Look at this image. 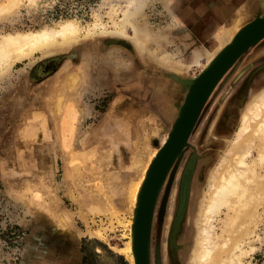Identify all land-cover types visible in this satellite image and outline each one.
Instances as JSON below:
<instances>
[{"label":"rangeland","instance_id":"rangeland-1","mask_svg":"<svg viewBox=\"0 0 264 264\" xmlns=\"http://www.w3.org/2000/svg\"><path fill=\"white\" fill-rule=\"evenodd\" d=\"M252 7L247 0H0V36L65 20L79 27L78 39L58 40L0 71V264H133L131 188L186 95L174 73L197 75L236 19L254 17ZM263 61L264 38L208 98L158 194L152 264L158 253L161 264H197L189 256L207 176L241 111L264 88ZM184 178L189 210L172 237ZM258 207L241 243L244 264H264V203ZM228 213L223 207L215 221L220 233Z\"/></svg>","mask_w":264,"mask_h":264},{"label":"bare ground","instance_id":"bare-ground-1","mask_svg":"<svg viewBox=\"0 0 264 264\" xmlns=\"http://www.w3.org/2000/svg\"><path fill=\"white\" fill-rule=\"evenodd\" d=\"M136 10L137 8L129 11L128 16L133 15L134 13H131L136 12ZM262 13L264 11L259 10L254 16ZM250 20L243 22L241 17L237 18L232 30L220 37L217 47L211 52L209 60L202 68L229 46ZM102 31L106 32L109 30L103 29ZM78 33L79 27L72 20L61 21L58 26L43 27L38 30L4 33L0 36V71L6 66H10L16 60L32 56L38 50H49L47 47H51L58 40L61 42H72L78 39ZM110 40L115 41L117 39L111 38ZM120 41L125 42V40ZM176 70L181 71L180 69ZM174 74L176 78L177 76L182 77L180 74ZM240 116V125L231 138V142L225 153L226 155L224 154L220 158L217 165L214 166V170L207 176V188L201 197L197 214V230L194 234L195 243L191 247L189 256L194 258L197 264H244L241 259L244 252L241 243L245 237L252 234L253 226L251 224L254 222L253 218L257 216L258 206L264 203V88L256 94L244 111H241ZM166 139L163 144L166 142ZM254 149H257V154L253 157ZM159 150L160 148L152 155L144 173L131 188L133 195V216L130 222V238L127 251L133 264H137L136 250L134 249L135 213L140 202L142 190L144 189L143 184L146 175ZM181 156L182 152L169 169L167 168L168 171L166 169V174L164 173L165 176H163L165 178L164 181L171 171L174 173L177 170V164ZM164 165L165 160L156 168L153 176L155 179H157L156 176L158 177ZM188 182V179L184 178L180 210L178 211L179 215L176 217L173 225L172 237L178 232L184 209L186 208L187 212L189 210L190 194ZM154 187L155 182H150L146 191L148 198H146V203L144 202L145 212L147 211V201H149ZM223 207H226L232 213L227 214L223 223V232L220 233L216 228L215 221ZM153 216L154 212L151 218L150 241ZM185 235L184 238L186 239ZM184 244L183 242L182 246ZM176 246L177 249L181 247L180 241L176 242ZM165 253L163 254L165 255ZM155 264H161L159 253L156 256Z\"/></svg>","mask_w":264,"mask_h":264},{"label":"water","instance_id":"water-1","mask_svg":"<svg viewBox=\"0 0 264 264\" xmlns=\"http://www.w3.org/2000/svg\"><path fill=\"white\" fill-rule=\"evenodd\" d=\"M263 38L264 13L257 14L247 22L235 40L216 55L197 75L178 77L181 83L187 88V92L183 102L179 106L178 115L172 124L166 142L164 144L162 143L158 154L150 165L143 184L144 189L140 196V202L135 213L134 249L136 250L137 264H152L150 257L151 218L158 194L165 179L163 176H165L166 169H169L171 164L182 152L208 98L221 78L244 52ZM120 43L126 44L123 42ZM164 160L165 165L163 169L161 168L158 177L156 176L157 179H155L153 177L155 170ZM152 181L155 182V187L149 197V201H147V211L145 212L144 202L146 203V198H148L146 191ZM143 219L145 220L143 221Z\"/></svg>","mask_w":264,"mask_h":264},{"label":"flooded vegetation","instance_id":"flooded-vegetation-1","mask_svg":"<svg viewBox=\"0 0 264 264\" xmlns=\"http://www.w3.org/2000/svg\"><path fill=\"white\" fill-rule=\"evenodd\" d=\"M242 1V0H241ZM248 2H250V4L253 6L252 7V13H254V11L255 12H257V11H259V10H264V0H247V3ZM193 6V5H192ZM224 13H225V11H226V8L225 7H223L222 9H221ZM220 11V10H219ZM218 11V14L219 15H221L220 14V12ZM264 65V61H263V63H262V66H260V67H264L263 66ZM260 67H258V68H260ZM255 70H256V68H254ZM253 69V72H252V74L254 73V70ZM251 73H250V75H248L247 76V78L245 79V85L246 86H248V85H250L251 84V81H253L252 79H250L251 78V75H252ZM197 122V121H196ZM182 155H183V153H182ZM182 157V156H181ZM192 158H194V157H192ZM191 158V159H192ZM191 159L187 162V164L185 165V168L187 167V165L189 164V162L191 161ZM180 160V159H179ZM180 162V161H179ZM194 163L196 164V160H195V158H194ZM179 164V163H178ZM177 164V165H178ZM196 167V166H195ZM185 168H184V170H185ZM170 174V176H173L172 174H174V173H172V171H171V173H169ZM182 179H183V173H182ZM181 183H182V180H181Z\"/></svg>","mask_w":264,"mask_h":264},{"label":"crops","instance_id":"crops-1","mask_svg":"<svg viewBox=\"0 0 264 264\" xmlns=\"http://www.w3.org/2000/svg\"><path fill=\"white\" fill-rule=\"evenodd\" d=\"M199 9H200V8H199ZM191 13H194V12H193V10H192V12H191Z\"/></svg>","mask_w":264,"mask_h":264}]
</instances>
